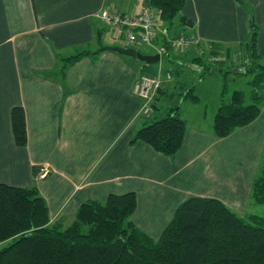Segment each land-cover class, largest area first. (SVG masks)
<instances>
[{
    "label": "crops",
    "instance_id": "crops-1",
    "mask_svg": "<svg viewBox=\"0 0 264 264\" xmlns=\"http://www.w3.org/2000/svg\"><path fill=\"white\" fill-rule=\"evenodd\" d=\"M147 2L0 0V183L36 187L52 224L66 227L82 203L127 192L137 200L130 220L154 240L191 197L216 198L239 215L257 214L251 191L264 156V102L253 121L225 137L215 136L212 122L227 76L205 73V63L214 51L218 68L232 69L228 77H245L248 84L250 78L233 57H249L252 21L255 50L264 63V0H186L181 15L191 26L178 23L167 29L157 16L155 46L161 40L169 45L181 33L197 42L185 51L169 45L153 64L115 51L95 53L100 45H120L99 18L100 11L107 7L135 14ZM150 48L141 53H157ZM80 53L62 70L63 58ZM158 71L170 72L171 79L145 116L134 85L140 76ZM196 76L223 79L220 86L216 83L220 90L209 113L199 107L200 98H181ZM206 82L200 81L201 88ZM14 106L24 111V146L13 138ZM172 107L186 125L174 156L131 141L137 129Z\"/></svg>",
    "mask_w": 264,
    "mask_h": 264
},
{
    "label": "trees",
    "instance_id": "trees-1",
    "mask_svg": "<svg viewBox=\"0 0 264 264\" xmlns=\"http://www.w3.org/2000/svg\"><path fill=\"white\" fill-rule=\"evenodd\" d=\"M186 0H148L167 29L178 18L180 26L192 21L181 15ZM242 1V0H238ZM249 57L234 56L233 62L250 77L252 102L233 90L213 117L215 136L225 137L253 121L260 112L258 91L264 84V63L255 50L257 30L251 21ZM161 43L169 47L168 43ZM62 59V70L79 58ZM205 73L223 72L210 60ZM198 57L197 60H202ZM204 66V65H203ZM181 98L198 102L194 86ZM11 128L19 146L27 142L25 115L21 106L11 109ZM186 131L178 109L172 107L135 132L133 141H143L154 150L174 156ZM252 200L264 206V156L253 181ZM137 204L134 192L109 194L104 201H86L66 227L52 224L45 199L36 187H16L0 183V264H264V217L239 215L222 201L191 197L175 210L157 240L139 230L130 220Z\"/></svg>",
    "mask_w": 264,
    "mask_h": 264
},
{
    "label": "built area",
    "instance_id": "built-area-1",
    "mask_svg": "<svg viewBox=\"0 0 264 264\" xmlns=\"http://www.w3.org/2000/svg\"><path fill=\"white\" fill-rule=\"evenodd\" d=\"M102 19L109 27L114 38L121 39L124 47H131L132 44H145L156 48V52L161 56L167 54V47L163 44L154 45L156 38L155 19L157 12L154 8L145 4L141 10L135 14L119 13L115 9L105 7L99 13ZM166 33V30L163 31ZM197 39L193 35L181 33L170 39L169 45L173 51H185L196 44ZM210 60H219L218 56H210ZM171 79V73L164 75L160 71L153 75H143L134 85V93L141 100L140 112L149 116L152 111L153 100L162 88L163 83Z\"/></svg>",
    "mask_w": 264,
    "mask_h": 264
},
{
    "label": "rangeland",
    "instance_id": "rangeland-1",
    "mask_svg": "<svg viewBox=\"0 0 264 264\" xmlns=\"http://www.w3.org/2000/svg\"><path fill=\"white\" fill-rule=\"evenodd\" d=\"M177 25H178V18L174 20L173 28H176L175 26ZM102 39L106 40L107 38L105 36H102ZM116 41L121 46L124 45L121 42L122 38L121 39L116 38ZM130 46L136 48V50L140 52H151L150 46L145 45V44H132ZM203 79L206 80L207 82L201 88L200 81H202ZM203 79H199V77L196 76L190 84H193V86H195L194 94H198L201 100V104H199V107L201 108L205 106L208 109V113H209L210 110H213V105H215L216 103L217 96L220 90L219 87L218 89L216 88V83H218V85L220 86L223 83V79L221 76H218V77L217 76H212V77L204 76ZM246 81L247 79L245 77H236L233 79L232 76H229V77L227 76L224 82L225 83L224 99L227 100L229 98L230 93L233 90H238L242 92L246 103L252 102V99L250 96L251 87L250 85L247 84ZM258 95H259V99H258L259 104H262L264 102V84L259 89ZM251 207L255 208V213H257L259 216L264 217V206L263 205L255 204L254 206H251Z\"/></svg>",
    "mask_w": 264,
    "mask_h": 264
},
{
    "label": "water",
    "instance_id": "water-1",
    "mask_svg": "<svg viewBox=\"0 0 264 264\" xmlns=\"http://www.w3.org/2000/svg\"><path fill=\"white\" fill-rule=\"evenodd\" d=\"M115 51L120 54L128 55L132 58L143 61L147 64H153L160 60L159 53L156 54H143L140 51H137L134 47H124L120 45H101L98 49L95 50V53H99L101 51Z\"/></svg>",
    "mask_w": 264,
    "mask_h": 264
}]
</instances>
